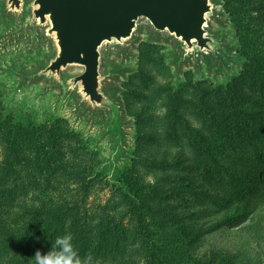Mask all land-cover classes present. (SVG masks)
<instances>
[{"label":"rangeland","instance_id":"obj_1","mask_svg":"<svg viewBox=\"0 0 264 264\" xmlns=\"http://www.w3.org/2000/svg\"><path fill=\"white\" fill-rule=\"evenodd\" d=\"M209 2L210 52H187L144 19L128 41L104 43L109 107L92 108L72 83L82 67L41 73L57 47L33 0L19 11L0 0V118L59 120L64 150L80 140L74 160L53 166L68 160L95 181L88 203L106 209L97 230L118 245L109 264H146L139 232L158 241L162 264H264V0Z\"/></svg>","mask_w":264,"mask_h":264},{"label":"trees","instance_id":"obj_2","mask_svg":"<svg viewBox=\"0 0 264 264\" xmlns=\"http://www.w3.org/2000/svg\"><path fill=\"white\" fill-rule=\"evenodd\" d=\"M59 124V120L35 124L29 115L0 118V264H33L37 251L48 253L56 237L65 233L73 235L82 259L91 255L94 264L115 261L118 245H108L106 230H97L103 226L99 218L106 209L101 207L99 211L98 206L93 208L88 203L95 181L79 180L83 175L79 166L67 164L81 149L76 146L80 140L71 133L69 137L76 138V144L70 139L72 145L64 150L61 135L68 132ZM64 158L68 159L65 166L54 168L53 164ZM122 176L124 197L135 210L138 204L127 195L138 194L141 187L137 188L130 169ZM136 213L138 217L143 215ZM136 237V241L142 239L147 252L146 264H162L158 241H146L150 236L141 232Z\"/></svg>","mask_w":264,"mask_h":264},{"label":"water","instance_id":"obj_3","mask_svg":"<svg viewBox=\"0 0 264 264\" xmlns=\"http://www.w3.org/2000/svg\"><path fill=\"white\" fill-rule=\"evenodd\" d=\"M10 11H19L23 0H7ZM34 20L39 26L49 23L48 36L57 47L55 58L42 74L60 75L69 66H80L83 73L72 83L92 108H107L100 92V49L104 43L119 44L132 38L140 19L154 31L168 33L186 46L210 52L206 17L209 0H33Z\"/></svg>","mask_w":264,"mask_h":264},{"label":"clouds","instance_id":"obj_4","mask_svg":"<svg viewBox=\"0 0 264 264\" xmlns=\"http://www.w3.org/2000/svg\"><path fill=\"white\" fill-rule=\"evenodd\" d=\"M33 264H94L93 257L87 255L81 258L70 233L57 236L52 250L46 254L36 252Z\"/></svg>","mask_w":264,"mask_h":264},{"label":"bare ground","instance_id":"obj_5","mask_svg":"<svg viewBox=\"0 0 264 264\" xmlns=\"http://www.w3.org/2000/svg\"><path fill=\"white\" fill-rule=\"evenodd\" d=\"M102 48V47H101Z\"/></svg>","mask_w":264,"mask_h":264}]
</instances>
